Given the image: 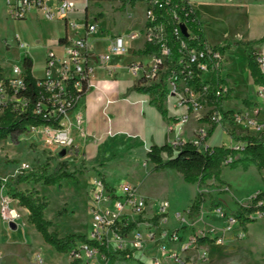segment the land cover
Instances as JSON below:
<instances>
[{
  "label": "rangeland",
  "instance_id": "rangeland-1",
  "mask_svg": "<svg viewBox=\"0 0 264 264\" xmlns=\"http://www.w3.org/2000/svg\"><path fill=\"white\" fill-rule=\"evenodd\" d=\"M50 5L54 7L55 4ZM196 5L205 14L203 16L206 21L205 28L211 43H219L223 39L234 40L239 32L244 30L240 19L234 15L236 11L231 3L225 0H211ZM30 15L31 13H28L23 20H12L7 16L0 18V59L6 75L10 74L14 64L21 65V57L24 56V51L28 50L31 53L30 59L35 76L40 78L44 75L46 45L49 39L60 31L64 20L56 18L47 20L38 13L36 22L30 24L26 20ZM70 18L76 21H82L84 18L94 19L104 27L106 36L115 33L127 34L142 28L144 7L141 3L130 7L125 2L118 5L116 0H95L84 9L82 0H78L77 8L70 14ZM16 34L25 43L24 48H19L13 41ZM103 36L104 38L101 37L102 39L92 43L96 58L107 48V37ZM140 44V40L128 41L126 51L113 56L109 61L110 64L114 62L117 66L116 79L125 87L134 80L126 69V61L131 49L134 57L130 61L136 60V56L141 53V50L137 49ZM225 61L224 58L221 70ZM226 62L235 77L236 85L235 94L229 92L228 98L221 103V108L224 109L226 106L235 114L247 112L248 116L254 117L253 126L243 121L236 122L232 130L237 135L247 136L264 133V106L259 107L260 104L256 102V98L259 97L256 92L257 86L252 85L246 74L245 52L241 47L235 49L227 57ZM96 72L102 73L100 70ZM104 72L103 74L109 76L107 71ZM148 93L152 97V103L157 107L170 104L165 103L164 97L158 91L150 90ZM211 105L209 103L204 106L201 114L206 113ZM156 114L158 135L154 141L165 144L173 137V133L166 135L165 131L160 130L158 121L160 115L158 112ZM133 117H137V114L128 112L124 115L127 131L137 130ZM205 119L207 120L205 116L200 117L199 114L192 113L189 121H196L199 124ZM260 125L262 128L258 129ZM199 126L197 125V128ZM192 128H194L192 122L186 124L182 127L181 134L191 137ZM215 130L217 132L212 142L216 141L215 143L224 147L241 146L242 143L232 140L229 136L231 127L227 123L216 126ZM104 138L101 134H91L87 143L94 147L93 151L82 153L73 145L61 149L65 150L61 156L59 147L45 142L41 130L26 128L20 133L10 134L6 139H0V194L10 196L15 189L24 192L36 190L49 202L44 218L51 222L49 228L51 232L59 237L76 234L91 238L94 233L91 194L97 186V181L105 185L104 190L108 192L112 203L114 201L127 203L128 194L121 193L117 187L127 181L133 187V192L139 194L135 184L137 181L142 183L143 180L140 190L150 196L146 208L139 215L129 212L126 208L122 211L124 214L122 219L126 223L137 220L135 229L143 234L144 248L132 251L126 249L127 254L115 250V241L107 229L103 228L102 235L108 241L109 251L115 256L114 260L103 259L105 264H150L155 260L160 264H264V218L254 214L252 217L255 221L247 224L246 229L232 225L230 229L228 228V219L234 217L239 205H247L251 196L264 190V169L258 170L253 163L245 170L241 162L235 166L224 165L219 176L223 181L208 180L198 187L196 183L184 181L181 174L174 170L152 171V165L146 158L149 147L142 148V137L132 139L122 136L121 141L113 142L111 145L106 143ZM178 140L182 138H174L170 143ZM197 140L195 137L194 141ZM208 143L209 139L206 140V145ZM239 158H242L241 153L235 155V159ZM60 163H64L66 171L75 174L78 181L64 179L60 186L42 185L31 180L21 184L14 183L22 164L28 165V168L23 170L26 173H40L43 170L52 173ZM197 192L205 196V202L201 206L199 216L188 218L187 208ZM159 200H167L169 204L167 217L161 221L153 218V203ZM212 200H219L221 208L212 207ZM107 207L113 206L109 204ZM9 208L15 209L18 214L14 222L17 228L12 229L5 223L2 225L0 221V264L72 263L73 260L68 253H58L42 240L33 225L27 221L28 213L17 201L12 199ZM59 211L62 213L58 214ZM240 229L244 236L238 235ZM204 235L211 239L220 236L221 243L215 241L207 244L197 243L196 239ZM77 264L83 263L78 261Z\"/></svg>",
  "mask_w": 264,
  "mask_h": 264
},
{
  "label": "built area",
  "instance_id": "built-area-1",
  "mask_svg": "<svg viewBox=\"0 0 264 264\" xmlns=\"http://www.w3.org/2000/svg\"><path fill=\"white\" fill-rule=\"evenodd\" d=\"M94 1L82 0L83 8L89 7ZM77 2L78 0H57L52 7L45 0H5L6 15L12 20H23L28 13L36 10L47 20L61 19L69 27L75 28L77 24L70 20V14L75 12ZM116 2L121 5L123 1L116 0ZM136 3H141L144 7L142 28L127 34L107 37L106 51L98 58L91 48L89 39L94 34H98L101 38L104 33L94 19L86 20L81 25L82 34L67 42L62 48L61 54H58L54 47L47 50L42 82L45 86L46 96L40 98L36 111L38 113L45 111V115L48 117H55L58 113H62L65 117L68 114L67 109L73 102L70 92L81 91L83 85L87 87V90L94 86L92 78L95 69L105 67V64L113 56L123 54L128 41L140 40L141 44L138 49L141 51L145 45H151L154 49L147 53L141 52L142 58L129 61L126 64V69L137 78V84L158 91L164 97L165 103L174 104L175 107L183 111L177 117L176 122L167 124V131L174 133L175 139H179L176 134L188 123L192 113H197L200 117L205 116L207 118L205 123L208 126L211 122L216 126H221V114L213 105L206 113L204 112L205 114H201V111L204 106L209 104V97L212 98L211 101H217L218 98L228 95L229 87L220 75L225 52L208 42L197 45L199 42L191 27L195 20L194 12L197 10L196 0H137ZM181 26H184V33ZM16 40L19 48L25 47L18 37ZM257 63L260 71L264 74V55L257 56ZM53 71L54 76H52ZM107 71L110 74L113 73L112 68H108ZM218 73L219 76L217 75L214 80V76ZM24 75L22 65H14L11 68V74L0 80V115L8 105H12L14 110H25L28 100L20 95L26 87ZM69 83L71 90L68 89ZM256 92L260 98L264 99V85H258ZM110 102L107 100L106 104ZM233 119L235 123L243 121L247 125H254V117L248 116L247 112L234 113ZM261 128L260 125L258 129ZM30 129L41 130L45 142L59 147L60 150L66 149L72 144L69 132L62 125L60 127L43 125ZM208 130L209 128L199 126L193 131V134L199 140L205 137ZM106 134H111L110 129L106 131ZM198 140L193 142L198 143ZM179 141L183 140L173 142ZM242 147L243 144L233 148L239 150ZM27 168V164H22L20 170L23 171ZM118 189L121 193L128 194L127 203L117 201L112 203L102 183L97 181V186L91 194L94 233L89 239L99 243L105 241L108 248V241L102 235L103 228H106L116 243L114 249L127 254L126 249L130 251L143 249L144 238L143 234L135 229L136 227L127 233H119V228L128 224L122 219V215H124L122 211L127 208L129 212L139 215L146 208L147 200L134 193L133 187L127 181L123 182L119 188L117 187ZM11 201L12 198L9 195H0V219L7 224L15 222L18 218L16 210L9 208ZM109 204H112L113 207H107ZM168 207L167 200L153 203V218L160 221L161 219L165 220ZM257 215L264 218V212ZM228 223L229 229L231 225L242 228L234 217L229 218ZM238 235L244 236L242 229L239 230ZM214 241L221 243L220 236ZM127 244L131 246H126ZM68 254L73 261H81L83 264H105L103 262V259H106L105 256L97 248L86 243H77ZM150 264L160 263L155 260Z\"/></svg>",
  "mask_w": 264,
  "mask_h": 264
},
{
  "label": "trees",
  "instance_id": "trees-1",
  "mask_svg": "<svg viewBox=\"0 0 264 264\" xmlns=\"http://www.w3.org/2000/svg\"><path fill=\"white\" fill-rule=\"evenodd\" d=\"M125 3H129L130 7L135 5L137 0H122ZM195 20L191 24L193 32L198 39L197 45H202L207 42L205 35L202 31V22L199 20L200 16L198 11L194 12ZM62 41V40H59ZM264 43V36L258 40L235 42L234 44L242 45L247 59V68L250 76L255 85H264V74L260 71L257 56L260 54L258 45ZM222 52L227 51L230 46L224 44L222 46L216 45ZM151 45H145L142 53H147L153 50ZM21 65L24 70L25 90L21 91L20 95L28 100L24 111L19 109L14 110L12 105H8L3 109L0 115V139H6L10 134L20 133L26 128H33L38 126H55L60 127V122L64 118L62 113H58L55 117H48L45 115V111L37 112L41 97L46 96L45 86L42 84L43 78H35L32 74V61L25 55L21 61ZM219 76V73L214 76V80ZM3 78V70L0 67V80ZM134 88L137 91L150 92L152 90L149 87H142L139 84H135ZM68 89L71 90L70 83ZM87 87L83 85L81 91H71L72 104L67 109V113L74 110L79 100L86 94ZM231 90H228V95ZM228 95L224 98H218L217 101H211L209 97V103L220 112L221 122L227 123L231 130L229 136L232 140L242 143V149H235L233 147L224 146H210L206 145V140L211 136L212 132L216 128L215 123H210V128L207 131L204 138L199 139L198 143L193 141H179L177 143H168L160 146L152 145L149 147L146 158L152 164V171H160L164 169H171L179 174L186 182L196 183L197 186H201L208 180H220L221 168L224 165L235 166L241 162L243 169H247L248 165L253 163L258 170L264 169V133L260 132L256 136L237 135L232 127L235 124L233 119L234 112L232 110H222L221 103L228 98ZM241 153L242 158L235 159V155ZM64 179H71L78 181L75 174L67 172L65 164H58L57 168L52 173H47L43 170L40 173L24 172L20 170L19 174L15 177L14 183L21 184L27 181H33L35 183H41L42 185L54 186L59 185ZM105 186V185H104ZM11 198L17 201L18 205L28 211L27 221L33 225L36 231L40 234L42 240L53 247V249L61 254H66L72 251L77 243H86L90 246L97 248L105 258L114 260L115 256L107 248L105 241L99 243L95 240L87 238L85 235L68 234L63 237L57 236L55 233L49 230L51 222L44 218V212L49 205V202L44 197L40 196L36 190L32 192H24L20 190H13L10 195ZM205 202V196L197 192L193 201L187 208V217L193 218L200 214L201 206ZM261 202V204H259ZM212 207L221 208L222 204L219 200L211 201ZM264 212V190L258 191L250 197V201L247 205H239L234 212V218L239 222V225L246 229L247 224L253 223L255 220L252 217L254 214H262ZM62 212L59 211L58 214ZM157 219V218H155ZM137 221H133L120 227L119 233H127L136 227ZM199 244L212 243L214 239L208 236H201L196 239ZM71 264H77V261H72ZM141 264V263H140Z\"/></svg>",
  "mask_w": 264,
  "mask_h": 264
},
{
  "label": "crops",
  "instance_id": "crops-1",
  "mask_svg": "<svg viewBox=\"0 0 264 264\" xmlns=\"http://www.w3.org/2000/svg\"><path fill=\"white\" fill-rule=\"evenodd\" d=\"M45 1L49 5L55 4L57 2V0H45ZM209 1L211 0H196V3L201 4V3H207ZM225 1L233 5L235 9L234 11H236L234 15L240 19V22L243 25V29L245 30V32L244 30L242 32H239L238 36L234 40L229 41L223 39V41L219 43L218 42L211 43L205 28L206 21L203 18L205 14L201 9H199L197 5H196V9L199 13L200 21L202 22V31L205 35L207 42L213 46L216 45L221 46L224 44H228L230 46V48L224 53V58L227 61V57H229L230 53L233 52L235 49L241 47V49H243L244 51L243 46L234 45L235 42L258 40L264 36V0H225ZM30 13H31L30 17H28L26 20H28L29 23L31 24V22H36V17L38 16L39 12L34 10L31 11ZM3 16L4 17L7 16L5 0H0V18H2ZM70 20L72 21L73 19L70 18ZM73 21L77 24V27L71 28L64 21L57 35L49 39L44 53V67H43L44 69H45V56L49 48L54 47L56 52L58 54H61L62 48L67 44V42L82 34L81 25L85 23L86 21L85 18L82 21H76V20ZM37 26L39 27L38 24ZM98 26L101 29V31L104 33L103 35H105V37H113L115 35L122 34V33H115L106 36V31L104 27L101 24H98ZM70 33H72L73 36ZM16 37H18L20 41L21 39L19 35L17 34L15 35L13 41L17 45ZM97 39H102V38H99L98 34H94L90 37L89 40H90L91 48H92V43ZM257 47L259 49L260 54L264 55V43L259 44ZM23 54L24 56L27 55L29 58L31 56L29 50L24 51ZM24 56L21 57L20 62L22 61ZM132 57L134 56L132 55V49H131L126 64L128 61L131 60ZM141 58H142V53L136 56V60H140ZM226 61L223 65V69L221 70L220 75L221 78L224 80V82L228 85V87L230 86L229 89L231 90V93L235 94L236 80L231 70L228 69L227 66L228 63ZM0 67L3 70V77L9 76L11 74V70H10V74L8 75L5 74L4 68L1 63V59H0ZM108 68L113 69V73L111 74L108 73L109 76L103 74L105 73L104 71L108 70ZM116 69L117 66L115 65L114 62H112L111 64L107 62L105 64V67H97L94 71L92 78V82L94 86L88 88L84 97H82L77 103L76 108L71 112H69L62 119L61 125L64 129H66L69 132V135L72 139L71 146L75 145L77 151H82V153L86 151H90V152L93 151L94 147L87 143L90 140L89 136L91 134L104 135L105 142L110 143V145L113 144V142L121 141L122 136H127L128 138H132V139L142 137V141H143L142 148L150 147L152 145H157V146L163 145L164 143H155L154 141L156 140L157 138L156 136L158 135L157 134L158 129L156 125L157 121L155 120V116L157 115L156 113L158 112L160 115L159 116L160 118L158 119L160 130L165 131L166 135L167 133H170L166 129L167 124L174 122V120H176L177 117H179L183 113V111L180 108L175 107L174 105L171 104H164L162 107H157L156 105H154L152 103V97L148 92L146 93L143 91H137L134 88L135 84H137V78H135L134 76H133L134 80H132V82H130V84L127 87L123 86L121 82L116 79V75H117ZM97 70H100V72L102 73H97L96 72ZM245 71L252 85L255 87L258 86L253 83V80L250 76L249 70L246 65H245ZM32 74L35 78H39L35 76L33 72V67H32ZM52 76H54V72H52ZM107 100H110L111 102L109 104H106ZM256 102L260 104L259 107L264 106V99L257 97ZM222 110H229V107L225 106L224 109L222 108ZM128 112L129 113L133 112V114H137V117L135 118L133 117L137 126V130L135 131H127L126 129V120L124 118V115L128 114ZM191 122L194 124V128H192V132L197 129V125H200V127L204 126L206 129L209 127L205 123L206 119L201 121L199 124L196 121L194 122L191 121ZM191 122L188 121V123ZM108 129H110L111 131L110 135L106 134V131ZM181 131L182 130H180L176 134L178 138L179 137L182 138L183 141H194L195 138L194 134L191 137H185L184 135L181 134ZM216 132L217 130L214 129L211 136L208 138L209 139L208 145L220 146L218 143H215L216 141L215 142L211 141L213 136L216 134ZM174 138H175V134L173 133V137L170 138L168 142L165 144L170 143V141H172ZM148 163L152 165L150 162ZM141 182L142 183L137 181L135 184L138 188V192H139L138 195L145 198L149 202L150 196L145 192H141L140 190V186L141 184L144 183V181L142 180ZM25 211L28 213L26 209ZM0 221L2 225H4V223L7 224L1 219ZM7 225L9 226V224ZM16 228L17 225L15 226L14 229Z\"/></svg>",
  "mask_w": 264,
  "mask_h": 264
},
{
  "label": "water",
  "instance_id": "water-1",
  "mask_svg": "<svg viewBox=\"0 0 264 264\" xmlns=\"http://www.w3.org/2000/svg\"><path fill=\"white\" fill-rule=\"evenodd\" d=\"M181 30H182V32L184 33V31H185V29H184V26H181ZM65 153V150H61V152L59 153V155L61 156V155H63ZM9 226L11 227V228H15V223L14 222H10L9 223Z\"/></svg>",
  "mask_w": 264,
  "mask_h": 264
}]
</instances>
